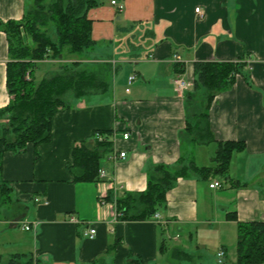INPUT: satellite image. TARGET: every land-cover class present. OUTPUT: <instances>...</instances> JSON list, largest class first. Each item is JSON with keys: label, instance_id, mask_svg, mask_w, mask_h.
Masks as SVG:
<instances>
[{"label": "crops", "instance_id": "0c3cea01", "mask_svg": "<svg viewBox=\"0 0 264 264\" xmlns=\"http://www.w3.org/2000/svg\"><path fill=\"white\" fill-rule=\"evenodd\" d=\"M27 2L0 0V22L20 20ZM121 6L119 11L118 5L102 0L89 9L94 44L88 59H80L110 64L108 91L73 98L70 107L52 117L49 141L3 155L1 177L11 198L0 207V261L25 253L32 264H135L134 259L183 264L179 259L203 258L209 246L204 238L212 230L204 233L198 227L213 220L224 264L232 247L226 239L235 235L236 226L226 213L235 212L238 221H264V0H122ZM239 59L246 64L242 74L215 95L208 109L216 140L244 144L232 156L228 181L218 176L178 178L158 212L160 222L120 219L116 196L144 190L157 164L177 165L187 152L198 166L212 164V155L209 164H199L196 149L212 145L215 152V142L183 153L184 94L193 86L196 61ZM60 60L75 58L37 64L54 68ZM8 61L6 34L0 28V108L10 101ZM46 72L50 70L41 77ZM177 75L191 83L183 93L174 91ZM97 133L102 136L98 141L108 137L111 143L100 160L105 177L72 181L73 148L82 141L93 146ZM121 150L125 158H111ZM214 180L219 187L209 186ZM236 180L246 185L237 186ZM26 223L32 229H24ZM90 227L96 230L93 236ZM171 230L178 233L173 238L181 239L179 246L166 243ZM194 233L200 242L191 249Z\"/></svg>", "mask_w": 264, "mask_h": 264}, {"label": "trees", "instance_id": "16d2710c", "mask_svg": "<svg viewBox=\"0 0 264 264\" xmlns=\"http://www.w3.org/2000/svg\"><path fill=\"white\" fill-rule=\"evenodd\" d=\"M100 4L102 0H28L20 20L0 22L8 43L6 86L10 95L9 103L0 108V207L9 203L11 198L10 187L1 177L4 153L22 151L28 144L49 141L52 117L58 109L70 107L73 98L103 94L110 88V64L98 65L103 68H88L83 67L84 61L80 60L94 44L88 11ZM61 56L75 60L65 61L54 71L35 78L38 61ZM240 59L196 61L193 86L184 94L186 126L182 137L183 153L197 144L215 142L212 164L198 166L188 152L187 158L180 157L177 165L157 164L149 172L144 190L116 196L114 203L120 219H153L154 214L163 209L166 193L178 178L218 176L228 181L232 156L244 144L234 140H216L210 127L208 109L215 95L228 89L236 75L242 74L246 64ZM94 140L93 146L82 141L73 148L72 164L69 165L72 181L99 179L100 160L111 143L108 137L103 141L96 137ZM235 185L246 183L236 180ZM112 194L113 190L108 200L113 198ZM226 217L236 220V264H264V221H238L235 212L226 213ZM133 261L143 264L139 259ZM6 264H32V258L25 253H16Z\"/></svg>", "mask_w": 264, "mask_h": 264}, {"label": "rangeland", "instance_id": "374dc122", "mask_svg": "<svg viewBox=\"0 0 264 264\" xmlns=\"http://www.w3.org/2000/svg\"><path fill=\"white\" fill-rule=\"evenodd\" d=\"M88 57H89V55H84L82 58L83 59H88ZM60 58L63 59L64 56H61ZM63 63H65V61H61L60 60L59 63H55L54 64V66H55L54 68H53V65H52V68H51V66L49 64H47L45 66L44 65H38V68H36L35 71H34L35 78L39 79L41 77V74L45 73V71H47V69H48V71L50 70V72H51V70L56 69L60 64H63ZM83 63H84V65H82V66L83 67H88V68L103 64L101 62H96V63L93 62L92 63V62H88L87 60H85ZM103 67L104 66H101L99 68H103ZM108 98L110 99V96H108ZM196 150H197L198 154L201 153V159L202 160H200V159L198 160L197 159V162L199 164H201V163H208L209 164L211 162V160H210V162H208V157L210 155L213 156V154H214V150H213L212 145H200L199 147H197ZM13 210H14V208H12V211ZM210 223H212V224H204V225L198 227L199 231H203L204 233H207L208 230H212V231H210L208 233V235H209L208 239H207V236L204 238V241L209 246H208V249H206L204 251L203 256H202L203 258H199V259L198 258H194L192 260H187V259H184V258L183 259H179V261L182 260L183 264H199V263L200 264H221V263L218 262V257L216 256V253H218V250H219L217 248L218 246H216V243H215L216 238L214 236V234L216 232L215 231L216 230V224L213 222V220H211ZM233 230L235 231V235H234V232H233L231 238L227 237V239H226L229 242L231 241V246L232 247H231V253L229 255H227V260L225 262L223 261L224 264H236V236H237V234H236V226H235V229L233 227ZM26 233L28 235H30L29 232H26ZM227 234H230V233L227 232ZM193 235L194 236H193L192 241L188 243L190 245L191 249H194L195 248L194 245L196 243L200 242L199 236L196 237L195 233ZM173 236H178V233L177 232H173L171 230V232H169L166 235V238H165L166 243H168L170 246H179V243H180L179 241L181 239H179V241L177 242V239H174ZM229 251H230V245H229ZM196 255L198 256V254L194 253V257H197ZM167 256H169V254ZM232 261H233V263H232ZM4 263H6V258L3 256V258L0 261V264H4Z\"/></svg>", "mask_w": 264, "mask_h": 264}, {"label": "built area", "instance_id": "2783aa9c", "mask_svg": "<svg viewBox=\"0 0 264 264\" xmlns=\"http://www.w3.org/2000/svg\"><path fill=\"white\" fill-rule=\"evenodd\" d=\"M110 3L113 4V5H118V7H117L118 9H121V8H122L121 3L118 2L117 0H110ZM195 11L198 12V11H199V8L197 7V8L195 9ZM173 59H174L175 62H180V57H179L177 54H174V55H173ZM134 78H135V75L132 74V75L129 77L128 82L130 83ZM173 84H174V91H175L176 93H183L184 91H186L187 89H189L190 86H191L190 81L186 80V78H184V77L181 76V75H177V76L173 79ZM95 137H96L98 140H102V136H101V134H98V133H97ZM123 138H124V139H128V138H129V134H128L127 132L123 133ZM117 157H118V158H125V157H126V152H125L124 150H123V151L121 150V151H119V152H116V153L113 152V153L111 154V158H112V159H116ZM105 175H106V171H105V169L102 168V167H100L99 170H98V176H99V178H103V177H105ZM209 186H210L211 188L219 187V186H220V182L217 181V180H214V181H212V182L209 184ZM112 189H115V188L113 187ZM100 201L102 202L103 199L101 198ZM116 215H118V214L116 213ZM153 219L156 220V221H160V220H161V218H160V214H159L158 212H156V213L154 214V216H153ZM71 220H75V219H74V218H71ZM32 227H33V226H31V225L28 224V223L24 224V226H23V228H24V229H27V230H28V229H32ZM95 232H96V230H95V228H93V227H90L89 230H88V233H89L90 236H93ZM217 255H218V262L221 263V262H222L223 255H224V251H223V250H219L218 253H217Z\"/></svg>", "mask_w": 264, "mask_h": 264}]
</instances>
